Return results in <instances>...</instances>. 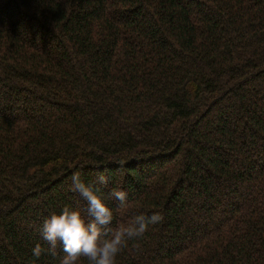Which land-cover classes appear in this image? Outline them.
Returning <instances> with one entry per match:
<instances>
[{"label":"trees","instance_id":"1","mask_svg":"<svg viewBox=\"0 0 264 264\" xmlns=\"http://www.w3.org/2000/svg\"><path fill=\"white\" fill-rule=\"evenodd\" d=\"M77 171L164 217L116 264H264V0H0V264H60Z\"/></svg>","mask_w":264,"mask_h":264},{"label":"clouds","instance_id":"2","mask_svg":"<svg viewBox=\"0 0 264 264\" xmlns=\"http://www.w3.org/2000/svg\"><path fill=\"white\" fill-rule=\"evenodd\" d=\"M121 166L126 163L121 161ZM71 179V190L80 195L87 204L86 221L81 211L65 206L62 212L52 213L45 219L42 228V238L49 246L47 251L56 254L58 244L62 245L65 255L60 264H116L117 256L128 247L131 241L142 237L149 225L162 223L164 217L154 212L152 215H135L128 223H121L115 228L110 227L113 221V212L99 195L96 185H106L108 177L98 173L95 181L88 183L82 179L79 171L74 172ZM110 198L119 202L120 207L127 206V193L114 189ZM45 249L37 243L32 254L39 259Z\"/></svg>","mask_w":264,"mask_h":264}]
</instances>
